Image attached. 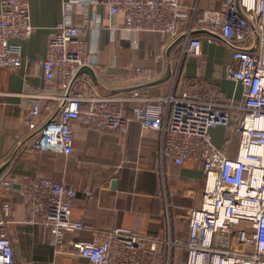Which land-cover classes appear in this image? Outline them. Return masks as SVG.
Wrapping results in <instances>:
<instances>
[{
  "label": "built area",
  "instance_id": "obj_1",
  "mask_svg": "<svg viewBox=\"0 0 264 264\" xmlns=\"http://www.w3.org/2000/svg\"><path fill=\"white\" fill-rule=\"evenodd\" d=\"M98 1L62 0L63 17L54 27L46 57L40 60L44 80L58 81L62 93L49 96L38 91L29 95L56 98L58 104L56 110L47 109L49 115L44 120L39 102L26 115L28 135L35 136L33 146L40 151L72 154L73 124L82 114L92 128L128 130L122 99L85 96L77 87L79 70L92 66L95 59L73 14ZM183 2L106 0L110 13L124 18V38H134L144 30L180 36L183 53L199 56L202 39L193 33L204 31L209 38L217 37L231 49L228 75L243 89L242 98L236 99L203 77L184 76L179 94L142 98L143 104L134 110L135 122L142 129L161 131L162 158L178 167L193 160L203 170L201 203L188 208L189 236L168 244L186 250L185 264H264V0H224L220 10L204 9L200 17L190 18ZM181 24L186 28L179 33ZM34 31L26 2L0 1V67L14 70L22 65V46L15 41L29 38ZM250 40L255 43L250 45ZM150 75H154L153 70ZM134 97L141 99L138 92ZM84 105L87 109L82 111ZM217 126L227 130L226 141L238 134L234 157L213 143L211 129ZM16 183L15 178L0 181V264H14L5 226ZM19 193L24 220L46 227L56 244L66 233L85 228L83 221L72 217L76 188L53 178L36 177ZM85 193L91 195L87 190ZM162 243L160 238L114 229L93 241L73 238L69 248L92 264H170L162 254Z\"/></svg>",
  "mask_w": 264,
  "mask_h": 264
},
{
  "label": "crops",
  "instance_id": "obj_2",
  "mask_svg": "<svg viewBox=\"0 0 264 264\" xmlns=\"http://www.w3.org/2000/svg\"><path fill=\"white\" fill-rule=\"evenodd\" d=\"M23 1L29 6L35 31L29 38L15 41L22 46V65L14 70L0 67V181L17 180L5 226L13 245L14 264H92L70 250V240L93 241L114 229L160 238L166 261L185 264L186 250L169 246L168 241L186 240L189 236L188 208L201 203L203 170L193 160L178 167L162 158L161 131L142 129L135 122L134 110L143 104L142 98L179 94L184 76L203 77L226 96L241 99V84L228 75L231 49L217 37L209 38L200 31L193 33L202 39L199 56L183 53L184 40L180 36L144 30L127 39L123 37L125 21L121 14H111L106 0L89 3L73 17L93 53L91 67L96 81L82 73L77 87L85 96L122 99L128 130L124 133L92 128L82 114L73 124L72 154L40 151L33 146L35 136L28 135L26 115L39 102L44 108V120L49 110H56L58 100L29 95L38 91L49 96L62 93L58 81L44 80L40 60L46 57L54 27L63 17V3ZM183 3L190 18L200 17L204 9L220 10L224 0ZM185 28L179 25L178 32ZM253 43L250 40L249 44ZM134 92L141 99L134 97ZM86 109L84 105L82 111ZM236 124L234 116L232 125ZM226 133L222 126L212 128V141L234 157L239 136L233 133L226 141ZM36 177L53 178L78 190L72 202V217L83 221L85 228L66 233L60 244L54 242L46 227L24 220L19 190Z\"/></svg>",
  "mask_w": 264,
  "mask_h": 264
},
{
  "label": "water",
  "instance_id": "obj_3",
  "mask_svg": "<svg viewBox=\"0 0 264 264\" xmlns=\"http://www.w3.org/2000/svg\"><path fill=\"white\" fill-rule=\"evenodd\" d=\"M200 32H204V31H200ZM82 73H87L91 76V78L96 81V73L94 71V69L91 66H84L82 67L79 72L78 75L82 74ZM2 170H0L1 173Z\"/></svg>",
  "mask_w": 264,
  "mask_h": 264
}]
</instances>
